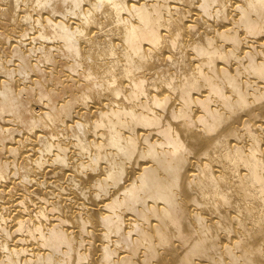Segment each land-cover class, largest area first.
I'll return each mask as SVG.
<instances>
[{"label":"bare ground","instance_id":"6f19581e","mask_svg":"<svg viewBox=\"0 0 264 264\" xmlns=\"http://www.w3.org/2000/svg\"><path fill=\"white\" fill-rule=\"evenodd\" d=\"M0 264H264V0H0Z\"/></svg>","mask_w":264,"mask_h":264}]
</instances>
